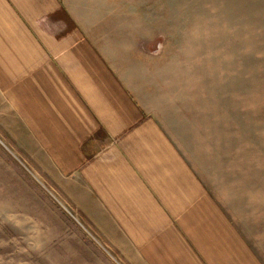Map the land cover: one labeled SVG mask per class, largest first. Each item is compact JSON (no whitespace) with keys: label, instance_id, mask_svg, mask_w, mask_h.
Wrapping results in <instances>:
<instances>
[{"label":"crops","instance_id":"obj_1","mask_svg":"<svg viewBox=\"0 0 264 264\" xmlns=\"http://www.w3.org/2000/svg\"><path fill=\"white\" fill-rule=\"evenodd\" d=\"M116 7L0 0V136L123 264H264L259 221L198 144L207 129Z\"/></svg>","mask_w":264,"mask_h":264},{"label":"rangeland","instance_id":"obj_2","mask_svg":"<svg viewBox=\"0 0 264 264\" xmlns=\"http://www.w3.org/2000/svg\"><path fill=\"white\" fill-rule=\"evenodd\" d=\"M116 16L264 235V0H117ZM55 189L0 136V264H123Z\"/></svg>","mask_w":264,"mask_h":264}]
</instances>
